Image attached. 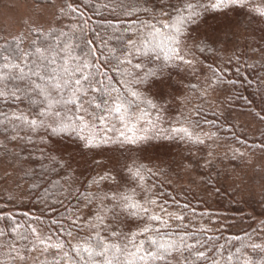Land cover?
<instances>
[{"label": "snow or ice", "instance_id": "snow-or-ice-1", "mask_svg": "<svg viewBox=\"0 0 264 264\" xmlns=\"http://www.w3.org/2000/svg\"><path fill=\"white\" fill-rule=\"evenodd\" d=\"M152 3L108 0L104 8L115 21L106 20L90 29L96 43L88 38L89 18L84 9L93 7L89 0H63L59 15L79 23L67 25L66 31L37 25L31 28L33 38L27 48L23 37H0V103L17 106L16 111L0 110V126L10 142L35 146L38 161H51L50 171L58 177L42 178L28 190L42 206V216L0 214V222L8 225L0 228V264H28L31 253L38 249L52 255L45 264H172L173 256L177 264H264V243H249L237 236L241 247L234 252H225L223 245L217 248L219 237L207 234L212 229L200 223L194 211L185 222L184 214L168 212L155 198L138 199L135 188L124 187L126 178L119 160H110L109 167L102 159L109 145L136 146L152 139L138 134L148 129L137 127L140 118L133 110L140 103L167 110V98L181 90V81L174 80V75L187 70L196 77L206 67L211 75L202 83L187 85L192 90L202 89V94L239 82L227 78L231 75L228 68L204 65L195 55L196 51L214 52L222 43L215 34L192 35L199 27L201 9L246 10L264 18V0H211L207 4L161 0L158 8L149 7ZM141 13L147 18L120 23L121 17ZM110 42L115 44L110 46ZM232 63L229 58L228 64ZM107 64H113L111 71L121 77L116 82L120 88L109 70L102 68ZM235 71L241 74L239 66ZM145 93L161 103L145 98ZM198 129L196 123L171 132L181 140L202 145L205 139ZM214 136L215 132L204 133L208 140ZM0 147L6 149L7 145ZM73 153L86 162L90 159L96 174L86 176L85 171L74 169ZM124 167L133 178L143 181L139 169ZM35 174L34 169L25 172L26 177ZM80 176H85L83 182ZM66 201H75L72 210L57 212V205L64 206ZM17 215L24 220H18ZM170 220L176 222L175 228ZM133 224L135 231L120 227Z\"/></svg>", "mask_w": 264, "mask_h": 264}, {"label": "trees", "instance_id": "trees-1", "mask_svg": "<svg viewBox=\"0 0 264 264\" xmlns=\"http://www.w3.org/2000/svg\"><path fill=\"white\" fill-rule=\"evenodd\" d=\"M33 1L37 5L54 6L58 3L59 7L63 3V0H51L50 3L49 0ZM107 2L108 0H89L93 7L84 9L86 18H89L87 19L88 38L93 39L94 43L96 41L90 29L106 20L115 21V18L104 8ZM160 2L161 0H153L149 7L158 8ZM168 2L176 4L180 0H168ZM199 2L207 4L211 0H199ZM201 11L203 15L200 17L199 27L192 35L215 34L220 36L222 43L215 46L217 50L214 52L205 51L201 54L196 51L195 55L204 65L228 68L231 75L227 78L239 82L235 86L220 85L215 91L209 89L206 94H202V89L192 90L187 85L202 83L205 76L211 75L206 67H203L196 77L190 75L187 70L180 76L174 75V80L181 81V90L167 98L165 106L167 110L152 109L146 103H140L139 108L133 110L134 115L140 118L137 127L148 129L146 133L138 134L147 135L152 139L136 146L109 145L102 159L109 167L110 160H119L121 172L126 178L124 187L135 188L138 199L143 196L155 198L168 212L184 214L185 222L194 211L197 214L195 218L212 229L207 234L219 237L216 241L217 248L223 245L225 252L228 250L234 252L236 248L241 247V241L235 239L237 236L249 243H264V187L258 190L253 188L254 184L260 185L256 171L259 166L252 170L255 173L246 170L251 163L252 155L264 154V147H261L264 145V120L260 118L264 117L262 111L264 109V18L254 17L246 10L215 12L201 9ZM57 17L61 22L56 20L50 28L66 31L67 25L79 23L76 20L62 18L58 12ZM146 18L141 13L139 16L121 17L120 23L133 24L138 23V19ZM97 31L102 29L97 27ZM15 37H23L24 47L27 48L28 41L33 35L30 29L11 38ZM2 42L1 40L0 43ZM114 44L115 42H110V46ZM96 55L100 56L98 50ZM229 58L233 60L231 65L228 64ZM96 63L101 62L97 60ZM113 64L102 65V68L109 70L115 86L120 88L121 86L116 82L121 77L111 71ZM249 65L254 67H248ZM237 66L240 67V75L235 71ZM244 77H247V80ZM216 93L217 97L212 101L211 96ZM144 97L152 99L154 103H161L154 97H149L147 93ZM19 108L23 109L24 105H19ZM0 110L16 111L17 106L0 103ZM198 111L199 115H197ZM243 114L253 119L256 127L242 122L239 115ZM196 123L200 124V129L197 131L205 139L202 145L194 144L187 139L181 140L179 134L171 132L172 128ZM205 132H215L216 136L208 140L204 137ZM0 145H7L6 149L0 147V167L1 165L10 167L5 175L0 170V214L15 215L27 212L42 216V206L36 202L35 196L28 195V190L33 182L41 183L42 178L47 179L48 176L58 178L56 173L50 171L51 161H38L39 153L31 144L7 140L2 126H0ZM14 154L19 155L17 157ZM72 155L75 157L74 169L85 171L86 176L96 174L97 170L90 159L86 162L78 153ZM124 165L133 171L139 169L143 181L133 178ZM33 169L36 174L26 177L25 172L31 173ZM8 178L13 180V183L7 185ZM84 179L85 176L79 177L81 182ZM73 204L75 201L71 203L66 201L64 206L57 205V212L72 210ZM184 205H187L186 209ZM156 211L159 213V208H156ZM201 213L205 214L203 218L200 217ZM16 218L24 220L21 215H17ZM43 218L50 219L48 216ZM170 223L175 228L176 222L170 220ZM7 226V222H0V228ZM120 227L124 231H128L129 228L132 231L136 230L134 224L120 225ZM248 237H251V240H248ZM214 252L215 249L209 255H213ZM34 255L40 258L32 264H45L46 260L52 259L51 254H44L39 249L31 253L30 257ZM172 264H177L175 256L172 258Z\"/></svg>", "mask_w": 264, "mask_h": 264}, {"label": "rangeland", "instance_id": "rangeland-1", "mask_svg": "<svg viewBox=\"0 0 264 264\" xmlns=\"http://www.w3.org/2000/svg\"><path fill=\"white\" fill-rule=\"evenodd\" d=\"M57 4L54 6L37 5L33 0H0V37L11 38L33 27H37V25L43 28H50L56 20L61 22V19L57 17L59 7ZM216 97L217 93L212 95V101ZM239 116H241L242 122L248 123L251 127H256L255 121L249 116L244 114ZM250 161L251 163L246 168L247 172L255 173L252 170H255L259 166V169L256 171L260 185L254 184L253 186V188L258 190L264 187V154H254L251 156ZM1 166L0 170L5 175L10 170V167L7 165ZM11 182L13 183V180H9V178L6 180L7 185L11 184ZM247 185L249 186L250 184L248 183ZM39 258L37 255L29 257L28 264L36 262Z\"/></svg>", "mask_w": 264, "mask_h": 264}]
</instances>
